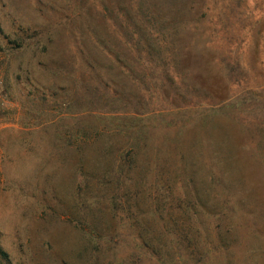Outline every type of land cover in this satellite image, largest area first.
Returning a JSON list of instances; mask_svg holds the SVG:
<instances>
[{
  "label": "rangeland",
  "instance_id": "rangeland-1",
  "mask_svg": "<svg viewBox=\"0 0 264 264\" xmlns=\"http://www.w3.org/2000/svg\"><path fill=\"white\" fill-rule=\"evenodd\" d=\"M187 222L264 264V0H0V264H180Z\"/></svg>",
  "mask_w": 264,
  "mask_h": 264
},
{
  "label": "trees",
  "instance_id": "trees-1",
  "mask_svg": "<svg viewBox=\"0 0 264 264\" xmlns=\"http://www.w3.org/2000/svg\"><path fill=\"white\" fill-rule=\"evenodd\" d=\"M174 203V202H173ZM173 203L171 202L170 207H172ZM192 204L186 205V214L188 216V219L190 218V215L188 212L192 209ZM188 208V210H187ZM113 210H116V206H114ZM156 212V211H155ZM190 222V219H189ZM187 222V225L182 229L178 234H170V231H165L164 233V239L167 241V243H170L177 251L182 250V253L185 256V259L183 260L182 253L178 257L180 264H200L202 252L198 248H196V237H197V231L195 230L194 226L189 225L190 223ZM153 238V237H152ZM108 239V238H107ZM100 240L104 243L106 241V237L102 236ZM111 240H107L109 243ZM162 247L161 245H158L157 247H151L148 243H141V245L137 246L135 249H129L125 254L133 258L135 262L138 264H168L165 263L160 256V252L157 250H160ZM173 252V251H172ZM149 253L150 259H147V261L144 262V256L145 254ZM204 253H207V251L204 250ZM203 253V255H204ZM151 254L153 256L151 257ZM2 256H6L4 252L1 253ZM153 258H155L157 261H152ZM170 262H173L172 256L169 257ZM150 260V261H149ZM183 260V261H182ZM136 264V263H133Z\"/></svg>",
  "mask_w": 264,
  "mask_h": 264
}]
</instances>
